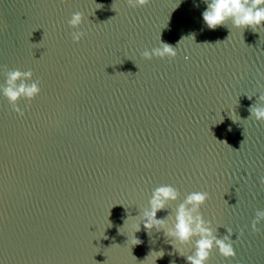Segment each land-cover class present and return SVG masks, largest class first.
<instances>
[{
	"label": "water",
	"instance_id": "95a60500",
	"mask_svg": "<svg viewBox=\"0 0 264 264\" xmlns=\"http://www.w3.org/2000/svg\"><path fill=\"white\" fill-rule=\"evenodd\" d=\"M206 7L0 0V264H187L195 239L165 233L192 192L208 193L199 214L218 238L231 230L236 252L214 248L207 264H264V219L252 230L264 211V122L249 112L264 107V26L212 30ZM73 31L85 33L78 43ZM161 41L176 57L145 59ZM12 70L40 87L18 101L23 116L2 92ZM160 186L179 198L149 232Z\"/></svg>",
	"mask_w": 264,
	"mask_h": 264
},
{
	"label": "clouds",
	"instance_id": "9594fccd",
	"mask_svg": "<svg viewBox=\"0 0 264 264\" xmlns=\"http://www.w3.org/2000/svg\"><path fill=\"white\" fill-rule=\"evenodd\" d=\"M207 4L202 12L205 25L212 30L218 26L226 25L229 21L236 28H252L255 30L259 26H264V0H204ZM150 0H127L130 7H144ZM102 7V5H100ZM83 14L75 12L72 14L68 24L73 29H78L83 22ZM74 42H79L85 35L83 31H73L71 33ZM145 59L153 56L159 58H175L177 52L175 47L161 41L160 46L151 52L142 53ZM31 71L22 72L20 70L8 71L5 86L2 89L3 96L7 99L13 110L18 115L23 116L24 112L17 107L21 98L31 101L40 93L38 81L28 83L32 79ZM264 100V96L260 97ZM250 116L258 121L264 122V107L253 106L249 109ZM261 183H264L262 179ZM179 192L172 186L157 187L149 201L150 211L144 212V228L149 232L155 228L161 231L165 228L166 218L157 219V212L166 210L169 201H176ZM208 199L206 192H192L188 194L179 206L175 209V223L171 230L165 234L172 237L180 244L190 243L195 239L194 252L186 257L187 264H207L213 249H218L221 256L226 259L235 258L236 252L233 248L231 230L228 235L218 238L213 235L210 227L206 226L200 213V208ZM195 214V215H194ZM264 219V211H257L256 220L252 223L253 232L258 231L256 225L259 220ZM139 226H137V231ZM139 239L133 240V244H139ZM160 252L159 256H162Z\"/></svg>",
	"mask_w": 264,
	"mask_h": 264
}]
</instances>
